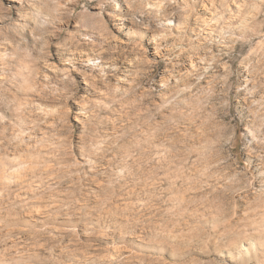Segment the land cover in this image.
<instances>
[{
	"label": "rangeland",
	"instance_id": "rangeland-1",
	"mask_svg": "<svg viewBox=\"0 0 264 264\" xmlns=\"http://www.w3.org/2000/svg\"><path fill=\"white\" fill-rule=\"evenodd\" d=\"M0 264H264V0H0Z\"/></svg>",
	"mask_w": 264,
	"mask_h": 264
}]
</instances>
